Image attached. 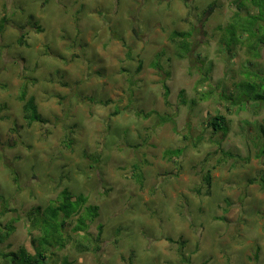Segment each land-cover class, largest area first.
I'll return each instance as SVG.
<instances>
[{"label":"rangeland","instance_id":"1","mask_svg":"<svg viewBox=\"0 0 264 264\" xmlns=\"http://www.w3.org/2000/svg\"><path fill=\"white\" fill-rule=\"evenodd\" d=\"M209 5L195 55L177 57L170 33ZM235 12L234 0H0V197L23 218L67 189L97 207L91 238L102 225L96 253L68 243L57 263L264 264V191L246 184L264 173V109L219 99L247 68L264 79V46L257 58L225 48ZM25 83L45 124L22 118ZM216 115L225 135L211 134ZM15 226L9 249L29 250L25 221Z\"/></svg>","mask_w":264,"mask_h":264},{"label":"trees","instance_id":"2","mask_svg":"<svg viewBox=\"0 0 264 264\" xmlns=\"http://www.w3.org/2000/svg\"><path fill=\"white\" fill-rule=\"evenodd\" d=\"M236 12L231 22L224 29L226 34V42L228 46L225 48L230 51L232 46H244L249 57L257 58L259 56L260 47L264 46V0H234ZM213 5H209L203 14V19L198 25H191L185 31H173L169 35L170 42L176 49V56H187L194 54V46L196 43V35L202 32L205 18L213 10ZM7 17L0 18V34L7 23ZM224 36V35H223ZM21 35L19 43L22 42ZM225 45V44H224ZM196 60L200 56L196 55ZM250 64V62H248ZM211 64L204 71V78L210 71ZM247 68V67H246ZM140 66L137 67V71ZM245 73L246 82L235 84L231 88L219 95V99L229 103L231 107L243 108L246 104H254L255 108L263 107L264 109V87L257 82H264V79L257 77V74L247 68ZM251 77V78H250ZM203 78V79H204ZM259 80V81H258ZM27 83L20 89L18 100L22 103V118L27 126L33 123L45 124L46 120L39 114L34 98L28 95ZM164 102L167 103L168 88L162 83ZM208 92L203 97H208ZM181 102L185 103L180 95ZM107 104V101L103 102ZM193 104V103H192ZM155 114L153 112L145 113L143 117L147 118ZM140 116V114H138ZM157 116V114H155ZM158 124H164L171 121L170 117L158 115ZM211 129V134L220 133L225 135L227 132L226 119L222 115H216L207 123ZM224 132V133H221ZM258 143L255 146V157L264 158V128L259 127ZM170 155H177L178 150L169 151ZM131 176L138 184H143V174L139 166H133ZM204 184H210V176L208 172L202 176ZM247 185L257 184L264 191V173L257 178L249 179ZM86 199L81 196H73L67 189H62L55 200L48 202L44 206H35L24 213V219L16 212L15 209L8 207V202L0 197V218H4L8 213L14 214L4 223H0V264H69L64 258L61 262L54 259L56 252L65 248L69 243L71 246L80 251H89V244L92 245L94 253L98 251V243L101 240L102 225H97V235L93 239L88 235L89 225L97 216L96 206H85ZM20 220L25 221L27 235L29 237L28 250L21 245L16 250H10L8 241L16 230V223Z\"/></svg>","mask_w":264,"mask_h":264}]
</instances>
